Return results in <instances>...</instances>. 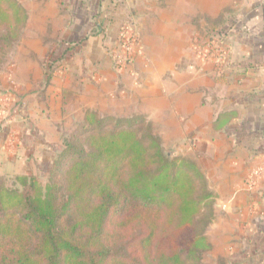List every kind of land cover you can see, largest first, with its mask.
I'll list each match as a JSON object with an SVG mask.
<instances>
[{
    "label": "crops",
    "instance_id": "0c3cea01",
    "mask_svg": "<svg viewBox=\"0 0 264 264\" xmlns=\"http://www.w3.org/2000/svg\"><path fill=\"white\" fill-rule=\"evenodd\" d=\"M112 1L118 3V16L110 17L115 26L133 24L139 36L135 57L117 72L106 53L97 55L96 63L88 54L84 67L72 63L71 51L65 59L57 54L70 73L80 75L76 83L84 88L77 92L60 86L57 123L39 110L27 112L31 119L12 117L0 98V166L24 169L36 156L45 162L56 145L54 133L63 127L59 117L66 114L61 113L60 102L67 96L78 102L81 96L96 93L102 107L146 119L151 138L165 142L171 156L194 158L213 183L216 196L211 234L228 245L236 241L232 244L237 251V240L246 232L244 223L261 222L257 231L264 234V180L257 188L260 193L242 190L247 173L264 163V4L259 0ZM94 4L105 11L111 0H86L85 6ZM99 22L104 26L103 19ZM211 47L224 51L223 62L208 58ZM94 75L101 78L93 79ZM97 80L102 81L100 89H95ZM36 112L40 115L35 121ZM255 196L261 199V214H256Z\"/></svg>",
    "mask_w": 264,
    "mask_h": 264
},
{
    "label": "trees",
    "instance_id": "16d2710c",
    "mask_svg": "<svg viewBox=\"0 0 264 264\" xmlns=\"http://www.w3.org/2000/svg\"><path fill=\"white\" fill-rule=\"evenodd\" d=\"M28 21L18 0H0V71ZM136 120L112 131L86 121L35 195L31 176L0 183V264H203L215 195L196 163L170 158Z\"/></svg>",
    "mask_w": 264,
    "mask_h": 264
},
{
    "label": "rangeland",
    "instance_id": "374dc122",
    "mask_svg": "<svg viewBox=\"0 0 264 264\" xmlns=\"http://www.w3.org/2000/svg\"><path fill=\"white\" fill-rule=\"evenodd\" d=\"M18 1L26 9L29 21L16 52L9 57V64L0 71V98L5 99L2 105L4 109H11L12 117L17 116L22 120H26L28 119L26 116L29 115H26L27 112L39 110L46 112L49 119L57 123V90L60 86L64 88L67 86L65 90L76 89L77 92L81 88L84 90L81 86L83 83L78 85L76 83L80 80V75L70 73L69 69L71 70V68H65L64 63L58 61L60 59L57 58V54L61 53L63 55L61 56L62 59H65V54L71 51L73 55L72 63L75 65L78 62L81 67H84L88 65L86 62L88 54L93 55L96 63L97 55H101V53L105 55L106 53L107 57L110 56V59H112V66L117 72L122 71L124 67L129 65L137 54L140 39L133 28V24L125 23L121 27H116L115 20L110 19V17L116 18L118 16L117 2L111 0V5L109 4L108 7L110 9H106L105 12L97 4H94L92 8L91 6L86 7V0ZM112 4L115 5L112 6ZM101 19L104 21V26L99 25ZM105 21L109 23L105 25ZM207 52L208 58L214 59L212 49H208ZM82 57L85 60H82ZM95 73H97V70ZM48 76H51L50 81L47 80ZM100 78L101 76L99 78L93 76V79ZM97 81L99 82L98 86H96V81L91 82V84L96 86L95 89H100L102 81ZM79 86L81 87L78 88ZM81 97L82 101L70 102L71 96H67L60 102L64 107L61 113L66 114L67 118L66 115L59 117L63 121V127L58 129L57 133H54L56 135V145L50 148L52 153L46 161L43 162L41 156H36L33 161L31 158L28 159L30 163L24 169L16 166L12 170V167H8V165L6 167L0 166L1 184L11 186L15 181V177L31 176L35 180L36 187L31 188L30 184L27 189L31 188L30 192L33 195L37 194L39 188H43L48 182V171L57 160L66 142L77 134L89 129L92 130L91 127L85 129L86 121H91L92 118L100 121V123H93L94 128H97L98 125H104L107 130L112 131L124 120L138 119L135 124L136 128L142 132H148V129L151 130L150 124L144 118H136L134 115L132 117L121 116V110L108 106L102 107V99L96 93L88 95V97ZM36 114L38 115L35 117V121L40 115L38 112ZM29 117L31 119V115ZM150 141L166 155L169 154V148H166L165 142L153 138ZM168 156L172 159L184 158L192 162L194 159L191 156H171V154ZM194 163L197 162L194 161ZM255 168L257 167L252 168V170ZM252 170L244 177L242 190L255 192V194L260 193L257 188L260 187L261 182L253 190L247 187V179ZM208 183L213 192V183L210 181ZM258 197L255 198L258 203V211L254 207L252 210H256V214H261V199ZM213 221L206 230V236L211 246L202 255L203 264H242L245 262L264 264V234L257 231V226L261 222L252 220L244 223L245 227L249 225V228L244 227L246 232L237 240L238 250L234 251L232 243H236V241L229 242L228 245V243L213 237L211 234L213 232ZM249 237L253 239H249ZM242 259L243 261H241Z\"/></svg>",
    "mask_w": 264,
    "mask_h": 264
},
{
    "label": "built area",
    "instance_id": "2783aa9c",
    "mask_svg": "<svg viewBox=\"0 0 264 264\" xmlns=\"http://www.w3.org/2000/svg\"><path fill=\"white\" fill-rule=\"evenodd\" d=\"M261 4H264V0H259ZM213 52L214 60L217 62H223L224 60V51L219 49H214L211 47ZM264 180V163L260 166H257L252 173L250 174L249 178L247 179V187L250 190H253L255 186H257L260 182Z\"/></svg>",
    "mask_w": 264,
    "mask_h": 264
}]
</instances>
